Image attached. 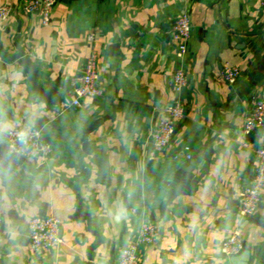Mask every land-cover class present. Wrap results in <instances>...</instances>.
<instances>
[{
    "label": "crops",
    "instance_id": "obj_1",
    "mask_svg": "<svg viewBox=\"0 0 264 264\" xmlns=\"http://www.w3.org/2000/svg\"><path fill=\"white\" fill-rule=\"evenodd\" d=\"M22 1L0 0V6L16 8L0 19L7 53L16 52L18 36L39 68V82L67 84L58 93L72 99L71 79L80 74L90 50L87 36L94 34L102 94L84 98L78 108L64 101L63 129L43 125L50 156L26 168L9 165L7 131L34 128L49 106L32 89L30 76L0 52V264H88V250L98 241L94 232L102 242L92 252L93 264H116L118 250L132 242L142 220H150L153 187L189 160L195 161L197 174L207 171L191 194L173 202L170 220L155 211L159 239L141 248L139 264H229L220 244L236 229L251 252L248 264H264V191L253 216L241 218L237 211L239 193L252 177L246 175L251 163L254 167L255 150L264 144V130L257 132V141L243 134L252 97L264 90V0H149L147 5L144 0H57L47 26L25 14ZM183 12L192 29L182 63L174 43L164 45V39ZM225 62L241 70L232 85L221 75ZM181 65L188 74L181 93L186 115L170 144L157 153L148 136L175 98L172 76ZM98 118L101 125L88 137L91 149L81 152L83 132ZM104 156L109 184L98 179ZM83 166L90 174L77 191ZM79 196L91 230L86 219L76 217ZM36 215L61 221L59 245L37 254L27 228Z\"/></svg>",
    "mask_w": 264,
    "mask_h": 264
},
{
    "label": "built area",
    "instance_id": "obj_2",
    "mask_svg": "<svg viewBox=\"0 0 264 264\" xmlns=\"http://www.w3.org/2000/svg\"><path fill=\"white\" fill-rule=\"evenodd\" d=\"M57 0H23L21 10L25 14L35 15L42 25L50 23L52 11ZM16 12L10 4L0 6V19L4 20ZM191 20L188 13L177 16L171 26L170 40L174 43L176 57L184 62L188 52L191 36ZM90 44L89 53L78 76L71 79L72 107H81L84 98H93L102 94L99 87L98 52L93 46L94 34L87 36ZM237 66L225 62L222 67V78L230 85L240 76ZM188 85V74L184 66H178L172 76V87L175 98L166 109V117L161 120L149 133L148 139L153 149L163 152L170 144L178 121L183 117L184 106L181 93ZM264 128V90L255 91L252 97V107L243 123V134H251L254 130ZM5 144L10 154L30 161L47 158L52 153V146L44 139L41 129L33 127H15L6 133ZM187 158H190L187 156ZM264 191V144L255 150V164L249 183L242 188L237 202L238 215L248 218L255 214L258 208L260 194ZM61 221L53 215H36L27 222L30 248L33 253L53 249L61 242ZM1 232V217H0ZM158 226L150 220H142L129 244L118 250L116 264H139L141 248L155 244L159 239ZM245 248L241 232L236 229L220 244V252L225 258L237 255Z\"/></svg>",
    "mask_w": 264,
    "mask_h": 264
},
{
    "label": "water",
    "instance_id": "obj_3",
    "mask_svg": "<svg viewBox=\"0 0 264 264\" xmlns=\"http://www.w3.org/2000/svg\"><path fill=\"white\" fill-rule=\"evenodd\" d=\"M149 3V0H144V4L147 5ZM18 32H20V28H18ZM130 34V41H133L134 37V30L129 32ZM18 36L14 39V46L16 49V52L13 54H8L5 50L1 40H0V52L3 55V57L9 61V62H15L17 65H19L22 68V72L26 75L30 76V81L32 85V89L39 95L40 101H42L44 104L49 106L47 116L43 118L42 120H39V122L34 126L35 129H41L43 125L50 123L56 128L63 129L62 127H59V123L63 120L65 116V112L62 108V103L64 101H67L68 103L71 102V98L69 95L65 94L63 96H60L58 93L59 88L62 90H67L69 87L67 84H61L58 80L51 83V87L43 86L39 82V68L37 64L33 63L30 56L26 54L25 50L22 49L17 41ZM170 41V35L167 31V35L164 39V45L169 43ZM158 99V93H156L155 100ZM171 104V103H170ZM54 115H58L57 118H54L51 120V117H54ZM186 115V111L184 110L183 116ZM103 119H96L88 126V128L83 132L82 139H81V152L87 153L91 149L90 142L88 140L89 135L99 126L101 125ZM264 128H259L253 131V133L246 136L249 140L257 141L256 134L258 131H263ZM75 146L78 148V144L74 142ZM138 142L136 140L134 144V152L131 156V164L130 169L132 171L136 170L135 165V155L137 151ZM9 165L14 166L16 163L23 166V167H29L31 164L30 160L24 159L22 157H19L17 154H10L6 158ZM82 170L84 172V176L79 177L76 180V190L79 191L80 184L83 180L89 177L90 171L86 169L84 166L82 167ZM109 162L108 158L105 156L100 159L99 165H98V176L99 181L104 184H109L110 180L109 177ZM207 171V168H205L204 172L202 174L196 173V163L194 160H189L186 164H181L167 179V181L158 187H153L154 194L152 196L151 202L149 204V209L151 211L150 214V220L154 221L156 219L155 211L159 212L160 218H167L168 220L171 219L172 215L175 214V208L172 206L173 202L176 201L178 197L186 196L191 194L193 186H195L203 177L205 172ZM253 172V163L250 164L247 177H250ZM117 181H121V178L118 176ZM139 183L142 184V174H139ZM82 198L79 196V203H78V213L76 215L77 218L86 219L88 223L89 230H91V216L87 212H85L82 204ZM173 207V208H172ZM259 222V220H256ZM97 237L98 241L88 250V264H93V250L99 246L102 242L101 237L97 232H94ZM251 252L248 248H244L240 253L237 255L230 256L228 258L229 264H248L250 260ZM79 257H76L75 261L79 260Z\"/></svg>",
    "mask_w": 264,
    "mask_h": 264
}]
</instances>
